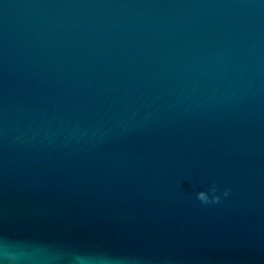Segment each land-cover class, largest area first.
Instances as JSON below:
<instances>
[{"label": "water", "instance_id": "1", "mask_svg": "<svg viewBox=\"0 0 264 264\" xmlns=\"http://www.w3.org/2000/svg\"><path fill=\"white\" fill-rule=\"evenodd\" d=\"M0 264H264V0H0Z\"/></svg>", "mask_w": 264, "mask_h": 264}]
</instances>
